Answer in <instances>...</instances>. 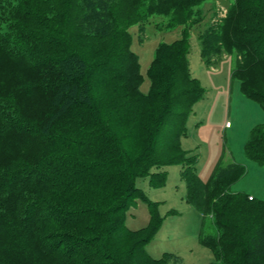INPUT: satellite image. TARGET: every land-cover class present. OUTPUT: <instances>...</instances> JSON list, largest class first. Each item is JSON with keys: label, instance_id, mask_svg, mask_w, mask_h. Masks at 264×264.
<instances>
[{"label": "trees", "instance_id": "obj_1", "mask_svg": "<svg viewBox=\"0 0 264 264\" xmlns=\"http://www.w3.org/2000/svg\"><path fill=\"white\" fill-rule=\"evenodd\" d=\"M207 1L0 0V264H184L149 254L165 215L137 184L164 185L172 164L216 230L199 239L209 264H264V199L226 191L245 165L222 156L203 181L182 146L206 94L189 63L194 28L204 64L236 53L232 78L264 109V0H234L200 30ZM152 16L181 32L157 44L144 92L129 27ZM244 151L264 164V125ZM138 200L149 219L131 228Z\"/></svg>", "mask_w": 264, "mask_h": 264}, {"label": "rangeland", "instance_id": "obj_2", "mask_svg": "<svg viewBox=\"0 0 264 264\" xmlns=\"http://www.w3.org/2000/svg\"><path fill=\"white\" fill-rule=\"evenodd\" d=\"M233 2L208 0L204 5L207 18L198 29L204 30L207 20L212 19L214 14L215 20H218ZM129 29L133 35L132 49L140 56L141 72L144 75L141 90L148 92L150 80L147 69L157 44L178 38L181 27L168 28L164 17L152 16L144 24L132 25ZM195 29L190 40L189 63L192 74L200 80L206 94L194 106L188 120L187 136L182 138V146L197 158L196 170L203 181L208 179L222 156L224 164L231 161L244 164L245 174L237 181L230 182L226 191L245 192L251 195L250 198L255 196L264 199V164L250 160L244 151L251 129L259 124L264 125V109L242 94L240 81L232 78L236 53H224L214 65L204 64ZM161 136L164 139L166 135L163 132ZM166 171V183L157 188L151 187L147 178L137 180L145 194L152 201L159 202L160 210L165 215L162 226L147 244V250L154 258H160L164 253H174L181 256L184 264H209L213 254L199 242L203 214L186 199L187 188L181 179V166L172 164ZM148 219L146 203L138 200L130 208L125 223L131 228H139ZM211 222L210 219L206 220L204 234L215 235L216 230Z\"/></svg>", "mask_w": 264, "mask_h": 264}, {"label": "clouds", "instance_id": "obj_3", "mask_svg": "<svg viewBox=\"0 0 264 264\" xmlns=\"http://www.w3.org/2000/svg\"><path fill=\"white\" fill-rule=\"evenodd\" d=\"M226 12H227V11H226ZM226 12H225L224 15L221 16L217 21H219L220 19H222V18L225 16ZM215 18H216V17H214V20H215ZM215 21H216V20H215Z\"/></svg>", "mask_w": 264, "mask_h": 264}]
</instances>
